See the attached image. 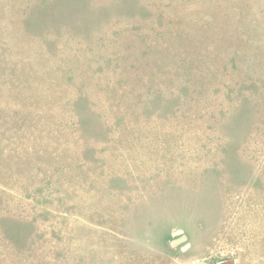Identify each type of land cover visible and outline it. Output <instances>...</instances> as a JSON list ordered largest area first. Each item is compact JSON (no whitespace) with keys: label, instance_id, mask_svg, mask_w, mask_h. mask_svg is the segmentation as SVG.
I'll return each mask as SVG.
<instances>
[{"label":"rangeland","instance_id":"374dc122","mask_svg":"<svg viewBox=\"0 0 264 264\" xmlns=\"http://www.w3.org/2000/svg\"><path fill=\"white\" fill-rule=\"evenodd\" d=\"M0 264H264V0H0Z\"/></svg>","mask_w":264,"mask_h":264},{"label":"water","instance_id":"95a60500","mask_svg":"<svg viewBox=\"0 0 264 264\" xmlns=\"http://www.w3.org/2000/svg\"><path fill=\"white\" fill-rule=\"evenodd\" d=\"M185 239H186L185 236H181V237L177 238L176 240H174V241H173V244H177V243H179V242H182V241H184Z\"/></svg>","mask_w":264,"mask_h":264}]
</instances>
